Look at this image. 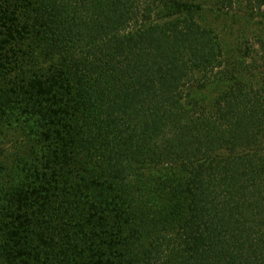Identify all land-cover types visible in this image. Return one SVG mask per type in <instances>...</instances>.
Masks as SVG:
<instances>
[{
	"label": "trees",
	"instance_id": "1",
	"mask_svg": "<svg viewBox=\"0 0 264 264\" xmlns=\"http://www.w3.org/2000/svg\"><path fill=\"white\" fill-rule=\"evenodd\" d=\"M203 8L0 0V264H264V57L228 75Z\"/></svg>",
	"mask_w": 264,
	"mask_h": 264
},
{
	"label": "rangeland",
	"instance_id": "2",
	"mask_svg": "<svg viewBox=\"0 0 264 264\" xmlns=\"http://www.w3.org/2000/svg\"><path fill=\"white\" fill-rule=\"evenodd\" d=\"M195 1L204 5L197 14L198 22L211 28L220 41L222 70L235 77L245 73L247 65L260 64L264 57V7L258 4V0ZM19 15L22 23L26 15L23 11H19ZM31 36H34L31 31L25 35L22 51L24 49L23 54L27 55L25 61L32 66L35 62H40L35 55L41 51V44ZM6 114L7 108L0 109V202L3 207L6 201L2 189H9L12 193L19 192L20 183L11 179L10 170L25 147L20 133L7 129L9 124ZM23 169L27 170L25 165H22ZM25 184L27 186L28 180Z\"/></svg>",
	"mask_w": 264,
	"mask_h": 264
}]
</instances>
